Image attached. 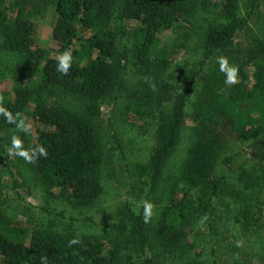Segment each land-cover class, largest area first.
I'll return each mask as SVG.
<instances>
[{
	"label": "trees",
	"instance_id": "16d2710c",
	"mask_svg": "<svg viewBox=\"0 0 264 264\" xmlns=\"http://www.w3.org/2000/svg\"><path fill=\"white\" fill-rule=\"evenodd\" d=\"M6 1L0 0V72L14 88L0 94V135L10 138L14 188L28 187L46 204L100 211L108 203L109 155L118 149L130 181L148 180V190L139 214L126 206L131 222L101 225L88 217L86 228L37 229L26 239L1 209L0 150V264H135L133 252L146 254L145 264H178L195 248L193 226L219 197L229 199L246 228L261 224L264 165L235 174L232 168L244 149L264 158L262 0H15L11 18ZM51 9L53 38L69 57L66 73L37 35V20ZM114 19L138 21L141 35L132 33L123 47L119 33L126 32L111 26ZM171 28L182 31L180 46L203 56L200 66L173 73L170 58L156 54V41ZM233 68L235 82L227 83ZM28 112L42 125L34 142L21 126ZM138 127L153 132L146 163L129 156Z\"/></svg>",
	"mask_w": 264,
	"mask_h": 264
},
{
	"label": "rangeland",
	"instance_id": "374dc122",
	"mask_svg": "<svg viewBox=\"0 0 264 264\" xmlns=\"http://www.w3.org/2000/svg\"><path fill=\"white\" fill-rule=\"evenodd\" d=\"M17 6L15 0L5 2L8 18L15 15ZM241 12V14L244 13V7ZM259 12L264 13V0L261 2ZM56 20L57 14L54 9H51L45 19L37 20V35L41 46L53 56L64 57L65 53L61 45L53 38V27ZM111 26L118 31L120 28L125 30V35L118 32L120 45L123 47L131 45L134 38L132 33L136 38L141 35V24L138 21L114 19L111 21ZM181 38L182 31L171 28L165 30L155 44L156 54L170 58V70L173 73H178V68L182 66L187 68L193 65L200 66L203 58L197 50L180 46ZM129 66L132 69L131 58ZM13 88L11 77L4 76L0 72V94L8 92L11 95ZM103 110L108 112L109 108L104 107ZM187 121L191 124L190 117L187 118ZM21 126L34 142L36 130L42 125L28 112L21 115ZM137 130V146L129 151V156L136 163H146L154 145L153 132L142 127H138ZM9 141V136L3 132L0 135V150L4 170L5 202L1 205V209L12 216L26 239H29L33 231L37 229L64 232L80 226L86 228L88 217L101 225L124 220L131 222L128 218L127 205L136 214L142 211L148 190V180L143 185L130 181L118 149H114L109 155L110 174L104 182L108 203L100 211L81 212L61 200L46 204L42 200L41 194L28 187L16 190L10 172V169L15 172V168ZM260 164L264 165V158L257 156L251 149H244L236 157L232 171L235 174L240 167H252L253 165L259 167ZM229 202L227 197L215 199L214 206L208 212L206 220L195 224L192 228L190 239L195 244L193 252L189 258L178 264H264V211L261 224L258 227L246 228L235 220ZM146 257V254L133 252L132 261L135 264H145ZM1 259L0 255V261Z\"/></svg>",
	"mask_w": 264,
	"mask_h": 264
},
{
	"label": "clouds",
	"instance_id": "9594fccd",
	"mask_svg": "<svg viewBox=\"0 0 264 264\" xmlns=\"http://www.w3.org/2000/svg\"><path fill=\"white\" fill-rule=\"evenodd\" d=\"M68 59L69 57L67 56V54L64 57H61L57 66V70L61 71V72H67L68 68H69V63H68ZM227 65V60L221 58L220 60V66H221V71H224ZM235 68L231 69L230 71H228V75H227V83H234L235 82ZM0 111H2V109H0ZM13 144L19 148V141L18 140H13ZM39 152L41 155H47L46 150L41 147L39 148ZM19 155H23L25 156L26 159H31L30 157H28V154L26 152H19ZM151 214V205L150 204H145V222H147L149 216Z\"/></svg>",
	"mask_w": 264,
	"mask_h": 264
}]
</instances>
